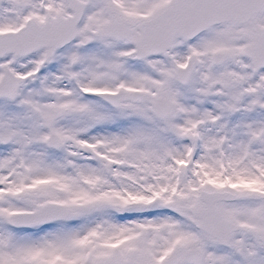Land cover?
Returning a JSON list of instances; mask_svg holds the SVG:
<instances>
[{
  "label": "snow or ice",
  "instance_id": "1",
  "mask_svg": "<svg viewBox=\"0 0 264 264\" xmlns=\"http://www.w3.org/2000/svg\"><path fill=\"white\" fill-rule=\"evenodd\" d=\"M0 264H264V0H0Z\"/></svg>",
  "mask_w": 264,
  "mask_h": 264
}]
</instances>
